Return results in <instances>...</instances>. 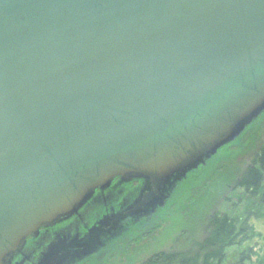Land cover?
Returning <instances> with one entry per match:
<instances>
[{"label": "water", "instance_id": "water-1", "mask_svg": "<svg viewBox=\"0 0 264 264\" xmlns=\"http://www.w3.org/2000/svg\"><path fill=\"white\" fill-rule=\"evenodd\" d=\"M263 113L264 0H0V264L116 177L150 215Z\"/></svg>", "mask_w": 264, "mask_h": 264}, {"label": "trees", "instance_id": "trees-1", "mask_svg": "<svg viewBox=\"0 0 264 264\" xmlns=\"http://www.w3.org/2000/svg\"><path fill=\"white\" fill-rule=\"evenodd\" d=\"M263 118L261 115L245 129L213 168L203 173L198 170L192 180L187 178L181 184L177 199L170 200L143 232L149 235L147 240H155L154 235L164 233L166 228L170 233L179 228L181 231L168 248L148 246V256L138 264H253L254 251L245 243L255 236L250 218L264 216V134L259 142L257 135L254 144L244 147L243 143L258 132ZM246 148L251 149L245 153ZM245 154L248 163L243 162ZM218 186V191L209 190ZM229 191L231 198L226 195ZM203 199L208 209L202 208ZM181 222L189 226L182 227ZM141 240L139 233L138 242ZM256 264H264V259L258 258Z\"/></svg>", "mask_w": 264, "mask_h": 264}, {"label": "flooded vegetation", "instance_id": "flooded-vegetation-1", "mask_svg": "<svg viewBox=\"0 0 264 264\" xmlns=\"http://www.w3.org/2000/svg\"><path fill=\"white\" fill-rule=\"evenodd\" d=\"M185 178L163 206L150 215L140 212L133 218L126 213L141 194L143 181L116 177L108 186L94 190L75 214L28 236L6 264H138L149 253V245L138 244V234L146 238L143 231H148L170 200L177 199L176 192Z\"/></svg>", "mask_w": 264, "mask_h": 264}, {"label": "rangeland", "instance_id": "rangeland-1", "mask_svg": "<svg viewBox=\"0 0 264 264\" xmlns=\"http://www.w3.org/2000/svg\"><path fill=\"white\" fill-rule=\"evenodd\" d=\"M261 115H264V113L261 114ZM260 116H258V118ZM249 126H251V125H249ZM259 133H261V134H259ZM263 134H264V118L260 122V129L258 130V132H255L254 134H251L248 137H246L245 138L246 141L243 143V146L245 147L247 144H250V142H253V144H254V140H255L257 135H260L258 137L257 142L261 141V138L263 139ZM236 140L237 139H235L233 142H231L229 144H226V145L222 146L220 149H218V151L213 156H211L205 162V164L200 165L197 169L190 171L187 174V178L189 180H192L194 178L195 173L198 170L202 171V173H203V171L207 172L209 169L213 168L215 162L218 159H220L221 157H223L225 155V153L228 152V147L231 144H233ZM262 143L264 144V141H262ZM250 149L246 148L245 149V153H247ZM244 156H243L244 158L242 157L244 159L243 162L244 163H248L249 157L247 156V154H245ZM239 159H241V157ZM187 178H185V179H187ZM219 187L220 186H218L217 188H213V189L211 187H209V190L218 191V189H221ZM226 195H228L230 198L233 196V194L230 193V191L227 192ZM221 201L222 200L220 199V201L217 202V205H219L221 203ZM202 208L204 210L208 209V207L205 204V199H203V201H202ZM192 210H193V206L189 207V212H191ZM249 224L252 226V228L254 230V233H255V236L249 243H245V244H248L249 246H251L252 250L254 251V255H253V258H252V263L256 264L258 258L264 259V216H262V217H254V216H252L250 218V220H249ZM181 226L185 227V226H189V224L187 222H181ZM169 229L170 228H166V229H164V233H160V234L158 233V235H154V237L157 236L155 240L150 239V240L145 242V239H148V237H149V235H147V236H145L146 238H143L140 242H138V244H141L143 246H145V244H147V245H149V247L151 249H165V248H168L170 246V244L172 245V243H173V237H175L181 231V229L180 228L178 229V227H177V229H178L177 231H172L170 233ZM130 249H131V247L128 248L129 251H130Z\"/></svg>", "mask_w": 264, "mask_h": 264}]
</instances>
